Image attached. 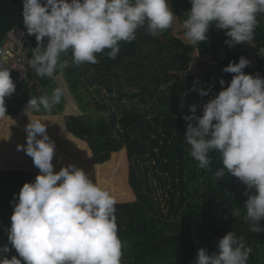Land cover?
Segmentation results:
<instances>
[{
    "label": "clouds",
    "instance_id": "1",
    "mask_svg": "<svg viewBox=\"0 0 264 264\" xmlns=\"http://www.w3.org/2000/svg\"><path fill=\"white\" fill-rule=\"evenodd\" d=\"M23 24L37 41L28 66L40 78L56 79L69 67L98 63L106 52L116 59L121 42L131 43L137 30L158 37L176 19L169 0H22ZM183 21L191 45L208 40L209 28L224 30V43H250L264 14V0H190ZM206 55V54H205ZM250 61L241 56L222 71L232 73L226 87L202 105L189 104L184 140L186 151L201 169L210 170L211 152L219 153L222 167L213 178L226 174L245 184L243 220L252 232H264V77L245 73ZM16 91L10 70L0 66V119L7 115L5 98ZM190 91L208 96L212 88L194 80ZM65 94L56 86L50 95L30 96L24 113L26 144H18L39 169L34 181L13 194L14 210L7 238L18 255L4 256L0 264H122L124 244L118 235L116 203L112 194L75 164L54 171L55 143L49 137L46 116ZM185 96L187 93L184 94ZM180 107H183L181 103ZM50 121V120H49ZM240 216L239 209L232 212ZM211 254L198 249L192 264H248L252 248L243 237L227 232ZM11 251L8 244L0 252Z\"/></svg>",
    "mask_w": 264,
    "mask_h": 264
},
{
    "label": "trees",
    "instance_id": "2",
    "mask_svg": "<svg viewBox=\"0 0 264 264\" xmlns=\"http://www.w3.org/2000/svg\"><path fill=\"white\" fill-rule=\"evenodd\" d=\"M171 7L178 15V8L186 13L191 7L190 0H171ZM22 9V0H0V41L7 31L22 24ZM172 33L173 28L153 37L140 28L134 41L121 42L116 59H109L105 52L97 54L96 64L73 66L70 58L69 67L58 72L56 79L39 78L43 92L33 89V96L44 95L58 85L65 88L60 104L51 113L36 114L50 120L45 124L55 143L54 171L75 164L112 194L117 201L118 235L120 239L132 240L134 264L159 256L177 241L184 247V264H192L198 249L206 248L210 254L218 251L219 239L229 231L243 237L252 248L248 264H264V232L250 231L242 218L247 186L228 174L219 181L213 178L222 167L217 152L209 154L210 170L197 166L186 151V121L182 118L183 114H190L189 104H196L197 114L202 113L203 103L221 90V78L225 80L223 87L228 85L234 74L222 69L230 61L238 62L244 56L250 61L245 73L264 77V56L257 58L254 67L244 44L228 47L224 43L227 39L224 30L214 26L209 28L208 40L196 45ZM252 41L264 48V14H258ZM195 49L201 55L212 52L215 56L212 59L217 62L211 64L212 72L199 78L181 74L188 69L189 55ZM221 52L224 58L218 59ZM91 69L93 72L88 76ZM83 77H89L90 85L94 86L91 95L95 94L92 99L98 116L84 114L91 102H83L78 93L75 97L69 95L70 90L72 93L78 90ZM212 78L216 84L211 82ZM197 79L200 85L212 88L208 96L202 98L190 91ZM101 89L105 90L109 103L99 99ZM29 98L26 95L18 106L23 108ZM72 100L79 103L78 110L83 112L59 115ZM6 108L7 115L0 119V155L17 170L29 167L36 176L39 169L32 158L17 150L18 144H26L24 128L28 118L24 115L17 125L14 120L18 111L12 106ZM13 117L7 128L5 119ZM116 161L119 192L113 194L109 188L112 174L105 171L110 172V164ZM127 162L128 170L124 167ZM121 181L126 191L121 190ZM160 190L164 191V197L159 196ZM235 209L240 210V216L232 215ZM261 225L264 226V221ZM3 235L4 229L0 227V239ZM3 254L0 252V256Z\"/></svg>",
    "mask_w": 264,
    "mask_h": 264
},
{
    "label": "rangeland",
    "instance_id": "3",
    "mask_svg": "<svg viewBox=\"0 0 264 264\" xmlns=\"http://www.w3.org/2000/svg\"><path fill=\"white\" fill-rule=\"evenodd\" d=\"M170 5H171V0H169ZM180 14H176V19L174 21L173 24V35H176L177 37H179L180 39H185L184 36V29H183V24H181V22L184 20V16H186V13H184V11L181 8H178ZM183 16V17H181ZM214 56V54H213ZM190 62L188 64V69L185 72H182V75H188V76H194V78H199V77H203L205 76L208 72H212L211 70V62H216L213 59L209 60V53L206 55H201L197 56V53L193 50L190 55ZM215 57V56H214ZM221 57L224 58V54L223 52L218 53L217 58L220 59ZM216 65V64H214ZM92 69L91 71L88 73V76H90L92 74ZM211 82H213L214 84H216V79L212 78ZM50 86V85H49ZM79 88L78 90L72 93V91L70 90V94L73 97H75L74 95L78 93L79 96H81L83 102L89 101L91 102V106L88 107L86 110H84V114L90 116H98L100 114H98V110L96 108V105L94 104V101L92 99V97L95 95H91V91L93 90L94 86L90 85V79L89 77H83L79 83ZM167 87V86H166ZM53 89H50L48 91H44V95L48 94L50 95ZM39 91H42V88L39 89ZM41 92V93H42ZM72 96H70L72 98ZM73 99V98H72ZM100 100H103L104 102H108L109 103V98L108 96H106V92L104 89H101V93H100ZM73 103H67L66 107L64 108L63 112H61L59 115H65V114H70V113H75V114H79L83 111L78 110V106L79 103L74 100H72ZM111 103V102H110ZM78 104V105H77ZM25 107V106H24ZM24 107L22 108L21 106H16V110L18 111L19 114H17L16 119L14 120L15 122H17L18 124H21L23 121V116L25 115L24 113ZM96 112V113H95ZM43 113V112H42ZM40 114V113H39ZM60 116V119H61ZM28 118V117H27ZM13 118H7L5 119V122L8 123L7 124V128L10 127V124L13 122ZM27 123H28V119H26ZM10 140V139H9ZM12 164V163H11ZM31 167V166H30ZM124 167H126V169L128 170V162L125 163ZM23 168V167H21ZM110 172L105 171L106 173H111L112 175H110L111 180H112V185L109 187L112 191L113 194L119 192L118 188L119 185L116 182V178H117V174H116V170L118 168V162H112L110 164ZM11 169V168H10ZM24 171H20V170H8L7 168H3L0 167V227H2L4 229V235L3 237L0 239V242H3L4 244H8V247L11 249V251L3 254L0 256V259H2L4 256H7L9 259L13 256V255H17L16 251L14 248H12L11 244L8 241L7 238V230L11 225V215L13 213L14 207L13 204L11 203L13 201V194H18L21 187L23 186V184L25 182H29V181H34L35 180V172H32L30 170L29 167L24 168ZM114 171V173H113ZM38 172V170H37ZM29 173H33L32 175H28ZM105 174V173H103ZM103 178H105L107 180L108 177L103 176ZM124 181H121V185H123L121 190L126 191L127 187L124 185L123 183ZM164 191L160 190L159 192V196L160 197H164L163 195ZM163 203V202H162ZM124 247H123V256H122V264H134L133 263V255H132V240L127 239V238H123L121 239ZM138 264H184V247L183 245H181L179 243V241H177L176 244L169 246L168 248H164L163 252L157 256V257H152L150 259H147L145 261H143L142 263H138Z\"/></svg>",
    "mask_w": 264,
    "mask_h": 264
},
{
    "label": "built area",
    "instance_id": "4",
    "mask_svg": "<svg viewBox=\"0 0 264 264\" xmlns=\"http://www.w3.org/2000/svg\"><path fill=\"white\" fill-rule=\"evenodd\" d=\"M183 21L181 24H183ZM182 40L188 43L187 40ZM243 44L250 54L253 66H257V58L264 56V48L256 46L253 41ZM34 47L35 36L27 34L23 22L7 31L3 39L0 41V66L9 68L10 75L16 84V91L10 97L5 98L6 106L16 107L26 95H34L33 89L39 90L42 88L39 80L40 77H38L28 66V62L32 58V49ZM194 51L197 53V56H200L196 49ZM212 57V52H210L209 62ZM66 58L69 60L71 58L70 54ZM211 64L214 65L217 64V62H211Z\"/></svg>",
    "mask_w": 264,
    "mask_h": 264
},
{
    "label": "crops",
    "instance_id": "5",
    "mask_svg": "<svg viewBox=\"0 0 264 264\" xmlns=\"http://www.w3.org/2000/svg\"><path fill=\"white\" fill-rule=\"evenodd\" d=\"M0 167L7 168L8 170H17L16 167L11 166V162H5L2 155H0ZM11 168V169H10ZM18 171V170H17Z\"/></svg>",
    "mask_w": 264,
    "mask_h": 264
}]
</instances>
